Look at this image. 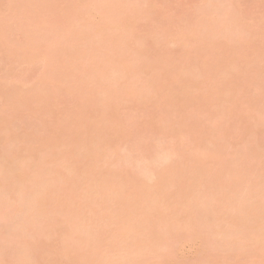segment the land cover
<instances>
[{
  "label": "rangeland",
  "instance_id": "obj_1",
  "mask_svg": "<svg viewBox=\"0 0 264 264\" xmlns=\"http://www.w3.org/2000/svg\"><path fill=\"white\" fill-rule=\"evenodd\" d=\"M263 235L264 0H0V264H264Z\"/></svg>",
  "mask_w": 264,
  "mask_h": 264
},
{
  "label": "bare ground",
  "instance_id": "obj_2",
  "mask_svg": "<svg viewBox=\"0 0 264 264\" xmlns=\"http://www.w3.org/2000/svg\"><path fill=\"white\" fill-rule=\"evenodd\" d=\"M164 156H165V158H162L163 156H161V157H160L161 159L158 158L159 160L157 159V157H159V156H156V157H155L156 160L154 159L155 161L152 160V162L154 161L156 164L158 163L157 165L160 164V165L164 166L163 163H165V162H166V163L169 162V158H168L169 155H165V154H164ZM163 159H166V160H163ZM154 162H153V163H154ZM155 163H154V165H156ZM166 163H165V164H166ZM154 165H153V166H154ZM157 165H156V166H157ZM160 165H159V166H160ZM144 166L146 167V165H144ZM7 167H8L7 169L11 172L12 165H9V166H7ZM145 167H144V168H145ZM144 168H143V169H144ZM141 169H142V168H140V171H141ZM143 169H142V171H143ZM147 170H148V169H147ZM147 170H146V168H145L143 172L146 173V174H147V172H150L149 170H148V171H147ZM20 171H21V170H16V171H14V172H15V176L19 175V174H20V173H19ZM142 171H141V172H142ZM143 172H142V174H144ZM218 201H219V200H218ZM252 210H253V209H252ZM256 210H257V209H256ZM256 210H255V211H256ZM221 232H222V231H221ZM221 232H220V233H221ZM223 232H224V231H223ZM223 232H222V233H223ZM221 235H222V234H221ZM263 236H264V235H263ZM263 240H264V237H263Z\"/></svg>",
  "mask_w": 264,
  "mask_h": 264
}]
</instances>
